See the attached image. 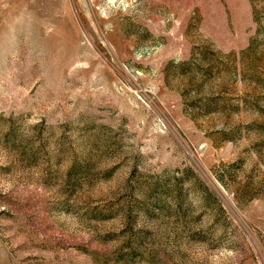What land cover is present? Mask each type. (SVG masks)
Segmentation results:
<instances>
[{
  "label": "rangeland",
  "instance_id": "obj_1",
  "mask_svg": "<svg viewBox=\"0 0 264 264\" xmlns=\"http://www.w3.org/2000/svg\"><path fill=\"white\" fill-rule=\"evenodd\" d=\"M0 264H264V0H0Z\"/></svg>",
  "mask_w": 264,
  "mask_h": 264
}]
</instances>
